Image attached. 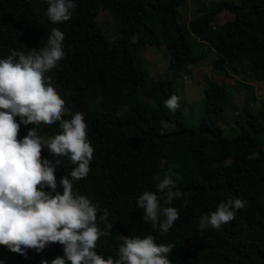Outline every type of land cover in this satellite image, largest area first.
Segmentation results:
<instances>
[{
  "label": "trees",
  "instance_id": "16d2710c",
  "mask_svg": "<svg viewBox=\"0 0 264 264\" xmlns=\"http://www.w3.org/2000/svg\"><path fill=\"white\" fill-rule=\"evenodd\" d=\"M75 2L68 21L52 24L47 0H0V59L14 49L46 46L54 27L65 33V56L45 75L65 101L62 118L84 114L94 148L90 172L74 182L73 191L98 203V216L108 210L112 234L100 238L97 254L115 257L119 235L150 234L157 244L172 247L170 264H264V103L255 111L246 104L234 117V134L226 136L219 125L226 86L209 82L203 89L204 113L196 128L189 127L181 106L175 112L164 106L174 95L172 84L150 83L136 60L145 46L163 47L168 70L175 73H191L192 66L209 61L226 78L247 66L253 80L264 82V0L213 2L187 24L176 18L186 0ZM224 11L233 18L218 24ZM102 13L117 34L112 41L97 23ZM237 88L254 96L249 84L237 82ZM33 127L21 124L18 139ZM37 131L47 141L61 130L57 122L41 124ZM42 158L53 165L61 160L55 176L63 194L60 181L75 165L46 147ZM165 175L172 176L174 190L184 196L172 205L179 219L161 233L143 221L136 201L144 191L159 195L157 186ZM230 198L246 201L235 218L219 229L198 230V218ZM98 226L103 230L102 223ZM63 255L60 244L40 253L29 249L27 258L0 245V264H42L45 259L51 264Z\"/></svg>",
  "mask_w": 264,
  "mask_h": 264
},
{
  "label": "clouds",
  "instance_id": "9594fccd",
  "mask_svg": "<svg viewBox=\"0 0 264 264\" xmlns=\"http://www.w3.org/2000/svg\"><path fill=\"white\" fill-rule=\"evenodd\" d=\"M47 2L46 14L52 24L68 21L77 6L75 0ZM64 40L65 33L54 27L46 46L39 50L14 49L0 59V245L25 258L29 249L40 253L51 244L62 245L64 255L51 264H170L167 257L172 247L157 244L150 234L143 238L119 235L122 243L115 257L104 258L96 252L100 238L112 234L108 210L98 216L99 204L73 191L74 182L90 172L94 148L87 138L84 114L78 112L71 119H63L65 101L45 75L64 58ZM178 100L172 95L164 106L175 112ZM57 122L61 131L43 140L37 126ZM21 124L35 127L18 139ZM45 147L53 156L67 157L75 165L60 181L63 194L58 191L55 176L61 160L53 165L43 159ZM157 189L159 195L144 191L136 205L142 210L144 222L167 233L179 219L173 201L180 200L184 193L174 190L171 175H165ZM245 203L240 198L219 203L214 212L198 218V230L219 229L232 221ZM187 204L185 200L184 206ZM98 222L104 225L103 230ZM42 264L49 261L42 260Z\"/></svg>",
  "mask_w": 264,
  "mask_h": 264
},
{
  "label": "rangeland",
  "instance_id": "374dc122",
  "mask_svg": "<svg viewBox=\"0 0 264 264\" xmlns=\"http://www.w3.org/2000/svg\"><path fill=\"white\" fill-rule=\"evenodd\" d=\"M218 1L221 0H186L182 6L177 8V21L187 24L197 16L198 9H208L213 2ZM222 1H231L234 4L240 2V0ZM232 18L233 15L224 11L223 15L216 18L215 22L218 23V20L224 22ZM96 20L110 41L116 38L117 34L111 24V18L102 13ZM191 40L193 44L197 45V40L194 38ZM136 60L146 71L150 83L165 81L172 84L174 95L179 98L178 105L182 107L185 124L189 127L196 128L200 122L204 113L205 96L203 89L209 82L226 86L225 97L222 102L223 111L219 118V125L226 136L234 134V117L236 113H242L246 104H250L255 111L258 105L264 103V82L253 80L247 66H243L236 75L230 74L231 76L226 78L222 70H214L209 61H204L192 66L190 68L191 73L179 74L168 70V55L163 47L150 46L142 48ZM237 82L249 84L254 96L248 97L246 90H238Z\"/></svg>",
  "mask_w": 264,
  "mask_h": 264
}]
</instances>
